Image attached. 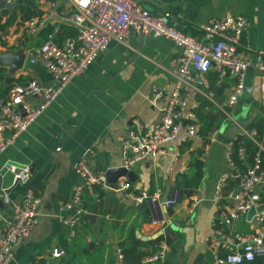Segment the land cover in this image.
Listing matches in <instances>:
<instances>
[{
	"label": "crops",
	"instance_id": "1",
	"mask_svg": "<svg viewBox=\"0 0 264 264\" xmlns=\"http://www.w3.org/2000/svg\"><path fill=\"white\" fill-rule=\"evenodd\" d=\"M53 1L59 3L56 9L52 8ZM35 2L41 12L39 16H49L45 27H54L56 32L69 27L75 34L68 38L77 35L75 27L60 22L59 13L67 5V0ZM138 2L152 13L171 11L172 23L184 33L199 39H204L201 26L210 18L227 13L243 15L250 23L243 35V48L264 51V0ZM2 10L0 16L5 21ZM25 26L26 22L10 27L0 41V52L16 49L12 46L24 38ZM39 32L32 38L37 39ZM128 40V45L113 42L84 73L72 78L28 130L0 153V228L13 216L26 189L19 184L13 185L14 173L3 170L5 163L30 166L32 176L29 185L42 197L40 222L18 246L11 264H35L40 260H44L45 264H121L117 250L123 242L132 245V234L143 242V249L150 253L156 246L150 242L162 235L165 237L170 230L177 233L171 249L165 254V264H194L199 257L206 264H214L215 255L208 246V240L213 236V222L217 216L214 203L216 187L227 169L226 142L240 134L242 128H248L251 120L264 114V104L258 100L262 94L261 78L253 68L247 72L246 78L247 89L259 83L258 91L252 88V94L255 93L253 111L244 122L236 121L237 124L229 129L222 128L219 142L210 147L209 155L203 160L204 176L197 193L186 197L181 195L179 202L166 207L167 213L163 205H153L149 201L138 204L123 191L116 190V182L122 176L111 178L112 188L95 186L93 191L84 192L88 214H95L96 219L88 218V214L83 216L76 238L69 240L60 201L70 198L73 187L79 181L74 163L82 155L90 154L91 164L97 169L109 170L120 166L123 163L124 139L133 119H139L150 128L161 116L160 107L165 99L155 103L151 101L152 84L174 83L172 64L181 50L172 40L151 35L142 37L135 32ZM6 69L8 78L9 71ZM15 75L20 76L22 81L37 80L43 86L54 84L51 74L40 63L28 65ZM234 81H227L223 95L217 96L218 99L226 98ZM28 100L34 106H40L42 102L39 96L28 97ZM212 109L217 112L214 104ZM199 147L206 149L198 138L185 140L172 174L167 173L170 157L160 156L137 163L125 178L130 181L135 193H153L159 187L165 191L168 182L174 191L180 190L176 186V177L189 172L192 152ZM4 189L10 203L3 200ZM100 193H103L102 196ZM196 198L199 200L195 201ZM237 228L249 231L250 224L239 220ZM56 246L66 249V255L52 257L51 250Z\"/></svg>",
	"mask_w": 264,
	"mask_h": 264
},
{
	"label": "built area",
	"instance_id": "2",
	"mask_svg": "<svg viewBox=\"0 0 264 264\" xmlns=\"http://www.w3.org/2000/svg\"><path fill=\"white\" fill-rule=\"evenodd\" d=\"M58 4L53 1L52 8L56 9ZM59 15L62 24L77 29V35L68 38L61 45L55 42L54 36H50L38 48L25 46L24 68L42 64L51 74L54 84L43 86L34 79L22 81L18 75L11 77L10 88L0 97V153L16 137L28 130L72 78L84 73L113 42L128 45V38L133 32L142 37L151 35L170 39L181 52L172 64L174 83L152 84L151 101L155 103L165 99L160 107L161 116L158 122L147 128L135 118L127 130L123 144V163L120 165L127 171H131L139 162L169 156L167 173L172 174L181 157L185 140L198 138L203 144L205 142L198 118V110L202 107L203 100L214 104L217 113L237 124L227 109L237 106L245 91L247 72L252 68L261 78L264 104V51L243 48V35L250 26L243 15L227 13L221 17L210 18L201 26L204 39L178 29L172 23L171 11L152 13L138 0H67V5ZM178 17L182 15L178 14ZM48 19V15H41L26 22L24 38L37 35L47 25ZM24 38L12 47L18 49L23 46ZM211 72L217 73L218 85L226 84L230 79L235 80L224 100L218 99L211 88ZM33 96L41 97L40 106L30 103L28 97ZM222 135L220 127L214 128L208 134L204 144L206 149L201 154L202 160H205L210 153V147L218 143ZM240 137L241 141L245 139L257 147L253 159L246 154V146L236 149V141ZM236 153L245 168L235 159ZM225 155L227 169L222 173L216 187L214 203L217 216L208 246L214 251V264H246L264 256V132L261 135L256 127L242 128L240 134L226 142ZM73 167L79 181L73 187L70 198L60 201L61 210L65 213L63 222L70 241L76 238L82 217L89 213L84 192L93 191L95 186L112 188L108 169L95 168L91 164L90 154L82 155ZM4 169L14 173L13 185L19 184L26 188L23 200L16 205L13 216L0 228V264H11L18 246L40 222L42 197L29 185L32 176L30 166L7 162ZM125 177L118 179L116 190L123 191L138 204L149 201L156 205L159 202L164 193L163 188L159 187L151 194L146 191L135 193ZM3 200L10 203L5 189ZM175 203V198H172L164 205L169 208ZM252 207L255 212L248 219ZM239 220L250 224L249 231L237 228ZM170 249L166 240H161L144 258V264H165V254ZM66 253V249L58 246L51 250V256L56 258ZM117 255L120 263L126 264L120 248Z\"/></svg>",
	"mask_w": 264,
	"mask_h": 264
},
{
	"label": "trees",
	"instance_id": "3",
	"mask_svg": "<svg viewBox=\"0 0 264 264\" xmlns=\"http://www.w3.org/2000/svg\"><path fill=\"white\" fill-rule=\"evenodd\" d=\"M36 0H22V3L14 9L13 11L4 9L2 13L6 16V20L2 21L3 18L0 16V41H2L5 34L8 33L11 26L15 23H19L20 25L28 22L35 16L40 15V11L36 5ZM75 31L71 30L69 27L62 28L59 31H55L54 27L47 26L40 30L37 39L35 38H24L23 44L28 48H38L42 46L50 36H54V40L57 44L61 45L68 38V36H73ZM210 80L212 82L211 88L215 91L216 96L223 95L225 90V84L218 85L217 81V73L211 72ZM11 86V81L7 82V69L5 67H0V97L3 96ZM212 103L208 100H203L202 107L198 110V118L201 123L200 132L204 139V144H206L207 136L210 132L218 127V120L222 118L220 113H214L212 110ZM248 128L256 127L259 134H263L264 132V116L260 115L254 120H251L247 124ZM242 137H240L236 141V149H239L241 146H246V154L249 155L250 159H253L255 152L257 151V147L254 146L251 142L246 141L245 139L241 141ZM204 152V148L199 147L195 151L192 152V161L190 162L189 172L188 173H180L176 177V186L180 191H182V196H191L198 192L199 187L202 183V179L204 176V162L201 158V154ZM235 159L239 163L242 168H245L243 162L237 158V153L234 155ZM263 169H264V159H263ZM103 193L99 195L102 196ZM151 194V193H150ZM99 196V197H100ZM98 197V199H99ZM177 232L175 230H170L165 237L160 236L159 238L151 241L150 244H158L161 240H166V242L172 247L173 241L175 239V234ZM132 245L130 246L128 243L123 242L120 244V249L122 250L124 256V262L126 264H143L142 260L144 257L149 255V252L143 249V242L138 240L136 237L131 236ZM35 264H45L44 260H40ZM194 264H206L201 257L195 261ZM249 264H264V256L258 257L255 260L249 262Z\"/></svg>",
	"mask_w": 264,
	"mask_h": 264
},
{
	"label": "water",
	"instance_id": "4",
	"mask_svg": "<svg viewBox=\"0 0 264 264\" xmlns=\"http://www.w3.org/2000/svg\"><path fill=\"white\" fill-rule=\"evenodd\" d=\"M20 3H22V0H16L14 2H8L6 0H0V10L1 9H7L10 11H13L14 9H16ZM25 60H26V53H25V45L19 47L16 50H12V51H6V52H0V67H5L8 68L9 71V76L7 78V81H11V77L14 76L16 74V72H18L19 70H22L24 68V64H25ZM108 174L110 179L111 178H118L119 176H129L131 174L130 171H127L126 169L118 166L115 168H110L108 170ZM181 191L180 190H173L170 186V183H167V187L166 190L164 191L161 199L159 200V202L156 204L157 206H161L163 205L164 209L166 210V212L168 213V209L166 208V206L164 205V203L166 201H168L169 199L175 198L176 201H180L181 200ZM255 212V208L252 207L251 210L248 213V219H250L252 217V215ZM88 218L91 219H96V215L95 214H88L87 215ZM172 224V221L170 222Z\"/></svg>",
	"mask_w": 264,
	"mask_h": 264
},
{
	"label": "rangeland",
	"instance_id": "5",
	"mask_svg": "<svg viewBox=\"0 0 264 264\" xmlns=\"http://www.w3.org/2000/svg\"><path fill=\"white\" fill-rule=\"evenodd\" d=\"M258 83V82H257ZM258 85V86H257ZM261 86V82H260ZM252 88L255 89V91H258L259 83L254 85ZM252 88L248 87V89L245 87L244 96L239 98V103L237 104L236 108H228L227 110L230 112L232 118L237 122H244L246 118L252 113V99L255 96V93L252 94ZM260 97V98H259ZM258 97L259 101H262V94L260 93ZM235 123L230 118H220L218 120V125H220V129L222 128L229 129L232 127ZM229 127V128H228ZM223 131V130H222Z\"/></svg>",
	"mask_w": 264,
	"mask_h": 264
}]
</instances>
